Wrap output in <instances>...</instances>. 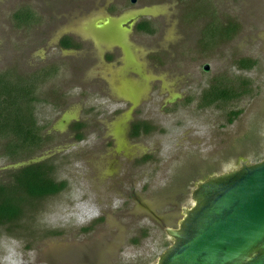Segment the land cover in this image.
I'll list each match as a JSON object with an SVG mask.
<instances>
[{
	"label": "rangeland",
	"instance_id": "obj_1",
	"mask_svg": "<svg viewBox=\"0 0 264 264\" xmlns=\"http://www.w3.org/2000/svg\"><path fill=\"white\" fill-rule=\"evenodd\" d=\"M129 1L0 0V90L14 96L37 79L35 115L49 137L31 160L0 153V183L46 159L67 183L34 204L32 221L29 205L10 233L0 227V264H155L198 182L264 159V0ZM139 10L154 36L117 28ZM108 20L115 29L100 31L96 21ZM63 36L78 48H59ZM246 59L254 68L238 69ZM224 83L248 93L200 107ZM68 115L83 141L65 128ZM133 120L154 131L131 140Z\"/></svg>",
	"mask_w": 264,
	"mask_h": 264
},
{
	"label": "water",
	"instance_id": "obj_2",
	"mask_svg": "<svg viewBox=\"0 0 264 264\" xmlns=\"http://www.w3.org/2000/svg\"><path fill=\"white\" fill-rule=\"evenodd\" d=\"M190 194L155 264H264V159L210 175Z\"/></svg>",
	"mask_w": 264,
	"mask_h": 264
},
{
	"label": "trees",
	"instance_id": "obj_3",
	"mask_svg": "<svg viewBox=\"0 0 264 264\" xmlns=\"http://www.w3.org/2000/svg\"><path fill=\"white\" fill-rule=\"evenodd\" d=\"M23 23H29L31 15L29 13H21ZM19 18V17H18ZM149 23L141 22L136 25L137 31L146 34H153L149 28ZM230 30L227 29V35ZM60 48L70 49L77 48L71 41L65 37L60 42ZM256 62L251 59L240 60L237 67L240 70H252ZM8 80V78H0V84ZM10 81V80H9ZM37 79H24L25 86L19 89L14 96L11 92L6 91L3 86L0 90V140L3 143L0 146L2 156L17 159L23 155L31 160L46 142L47 136L43 135V128L39 127L35 115L36 101V83ZM11 82V81H10ZM246 84V83H245ZM22 89V90H21ZM248 90H239L231 85L224 83L223 85L211 86L201 98V106L207 107L216 104H225L229 101L238 100L242 96L247 95ZM238 112H230L228 114L227 123L231 124L239 115ZM83 124H75L73 128L77 133L76 139L82 140L84 137L80 130ZM130 138L148 136L154 131L143 121L133 122L130 126ZM24 156V157H25ZM149 156H145L141 161H146ZM55 168L51 159L43 160L39 163H31L26 166L14 170L9 174L8 183H0V227L5 228L8 233L11 232L8 226H15L26 215L25 208L30 205V220L34 216L35 206L38 201L48 197L56 196L66 190L67 183L58 182L54 178ZM102 219L98 218L93 223H98ZM93 224L82 228V232H89ZM52 232L50 234H55ZM12 234V233H11ZM14 236V235H13ZM134 244L137 242L134 241Z\"/></svg>",
	"mask_w": 264,
	"mask_h": 264
},
{
	"label": "flooded vegetation",
	"instance_id": "obj_4",
	"mask_svg": "<svg viewBox=\"0 0 264 264\" xmlns=\"http://www.w3.org/2000/svg\"><path fill=\"white\" fill-rule=\"evenodd\" d=\"M131 4H136L137 2H138V0H130L129 1ZM145 14L146 13H144L143 14V12H141V10H139V13L138 14H136L134 17H131V19H129V21L128 22H122V21H120V20H118V23H117V28H119V29H122L123 31H124V33H126V32H129L128 33V35L129 34H131V33H137V34H145V35H148V36H154V33H155V30H153V27L151 26V24H150V22L149 21H146V19L144 18V17H146L145 16ZM147 15V14H146ZM106 22V21H105ZM105 22H99V21H96V26L98 27V29L100 30V31H102V32H104V31H108V29H115V26L114 25H110V24H112V20H108L107 22H108V24L106 25L105 24ZM141 22H146V23H149L150 25H149V28L153 31V34L152 35H150V34H146V33H144V32H142V31H137L136 30V25L137 24H139V23H141ZM98 23V24H97ZM122 25H125L126 26V29H124V28H122ZM86 30H87V34H89V36H91V34H90V31H89V29L88 28H86ZM66 36H63V38H65ZM63 38L61 39V40H63ZM70 41H71V43L73 44V45H77L75 42H74V40L72 39V38H70V37H67ZM125 42H126V44L127 45H123L122 46V50H124V51H126V53L127 52H129L128 50H130L131 49V47H129L128 46V40H127V36H125ZM61 40L58 42V46H59V48H60V42H61ZM115 45H118V43H116V44H114V46ZM78 46V45H77ZM114 46H111L112 48L114 47ZM110 47V48H111ZM117 49H121L120 47H118V46H115ZM78 48V47H77ZM76 48V49H77ZM62 49V48H61ZM70 49H75V48H70ZM128 56V55H127ZM128 58H130L131 60H134L135 59V57H133V56H129ZM152 59H156L157 61L159 60L157 57H154V58H152ZM132 64H133V66H134V68H137V69H140V66H139V64H138V62H135V61H132L131 62ZM158 63H159V61H158ZM135 64H136V66H135ZM148 64H150L151 66H153V60H150L149 62H148ZM138 65V66H137ZM131 75L133 74L134 76H137V73L136 72H131L130 73ZM69 116V115H68ZM68 118V121L67 122H65L64 123V125H65V128L67 129V131H68V133H71L72 134V136H73V139L75 140V141H77V142H81V141H83V139L82 140H77L76 139V136H77V133H79V132H77L76 130H75V128H73V126L75 125V124H82V123H80V122H74V123H71V121H74V119L72 118V116H69V117H67ZM138 120H133V121H131L130 123H129V125L127 126L128 128H127V135H130V132H131V125L133 124V122H137ZM86 129L83 127L81 130H80V133H82V135H83V137H85V135H84V131H85ZM139 137H136V138H134V139H138ZM131 139V138H130ZM134 139H131V140H134Z\"/></svg>",
	"mask_w": 264,
	"mask_h": 264
}]
</instances>
